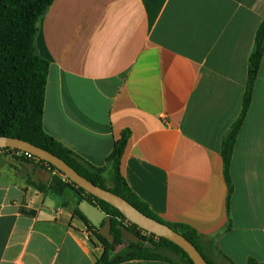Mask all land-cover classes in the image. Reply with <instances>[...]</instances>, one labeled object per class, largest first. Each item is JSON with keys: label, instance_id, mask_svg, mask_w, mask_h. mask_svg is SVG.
I'll list each match as a JSON object with an SVG mask.
<instances>
[{"label": "crops", "instance_id": "1", "mask_svg": "<svg viewBox=\"0 0 264 264\" xmlns=\"http://www.w3.org/2000/svg\"><path fill=\"white\" fill-rule=\"evenodd\" d=\"M263 20L264 0H54L36 38L50 63L45 132L104 167L129 130L121 171L130 189L165 222L202 235L213 264H264V57L230 184L222 156ZM56 176L66 182L0 150V264H96L103 255L76 214L80 193H55Z\"/></svg>", "mask_w": 264, "mask_h": 264}, {"label": "trees", "instance_id": "2", "mask_svg": "<svg viewBox=\"0 0 264 264\" xmlns=\"http://www.w3.org/2000/svg\"><path fill=\"white\" fill-rule=\"evenodd\" d=\"M53 2L54 0H0V136L27 141L60 157L95 185L126 199L145 215L170 226L185 236L197 247L207 262L213 264L203 251L202 235L189 226L165 222L130 189L121 171L123 157L131 136L129 130L124 131L115 142L114 149L104 167L89 164L45 132L43 118L50 63L38 53L36 38L40 21ZM263 57L264 20L257 31L255 46L249 59L248 82L242 113L223 141L222 156L225 177L229 184L232 155L252 103L254 86ZM3 150L17 151L10 148ZM31 160L39 161L59 175H64L43 160L36 157ZM67 187H75L81 195V200L90 201L112 218L114 241L110 242L100 235L99 229L95 228L80 210L76 211L104 247L103 255L96 264H118L129 260L154 259L174 263L169 257L156 252L161 249L179 256L180 261L176 264H194L189 255L175 243L150 233L151 237H146L142 234L145 231L130 223L119 209L91 195L69 179L65 182L59 176L54 177L51 189L55 193L62 194ZM119 226L126 227L141 236L146 243L126 242ZM124 244L127 245L126 252L117 253V248ZM249 264H256V262L252 260Z\"/></svg>", "mask_w": 264, "mask_h": 264}, {"label": "water", "instance_id": "3", "mask_svg": "<svg viewBox=\"0 0 264 264\" xmlns=\"http://www.w3.org/2000/svg\"><path fill=\"white\" fill-rule=\"evenodd\" d=\"M7 148L27 152L34 157L53 165L75 185L119 209L130 223L137 225L139 228L150 234L168 239L178 245L189 255L194 264H209L197 247L185 236L176 232L170 226L145 215L126 199L95 185L80 175L60 157L27 141L0 136V149ZM79 209L87 217L90 223L95 228L99 229L101 236L110 242L114 241V235L112 234V218L110 216L88 200H83L79 205ZM119 229H121L123 238L126 242L135 244L140 242L146 243L145 239L128 228L119 226Z\"/></svg>", "mask_w": 264, "mask_h": 264}, {"label": "rangeland", "instance_id": "4", "mask_svg": "<svg viewBox=\"0 0 264 264\" xmlns=\"http://www.w3.org/2000/svg\"><path fill=\"white\" fill-rule=\"evenodd\" d=\"M64 176V175H63ZM66 179H68L66 176H64ZM142 234L143 235H145L146 237H151V235L148 233V232H142ZM122 246H124V248L127 250V245L125 246V245H122ZM122 246H119V247H122ZM123 248V249H124ZM126 250H121L120 252H118L117 250H116V252L117 253H125L126 252ZM157 253H159L160 255H164V256H166V257H169L170 259H175V260H177L178 262L180 261V258H179V256H177L175 253H173V252H171V251H166V250H163V249H161L160 251H156ZM155 252V253H156Z\"/></svg>", "mask_w": 264, "mask_h": 264}, {"label": "built area", "instance_id": "5", "mask_svg": "<svg viewBox=\"0 0 264 264\" xmlns=\"http://www.w3.org/2000/svg\"><path fill=\"white\" fill-rule=\"evenodd\" d=\"M0 150H3V149H0ZM14 153L20 157H25L27 159H34L35 158L33 155H31L27 152L21 151V150H17V151L14 150Z\"/></svg>", "mask_w": 264, "mask_h": 264}]
</instances>
